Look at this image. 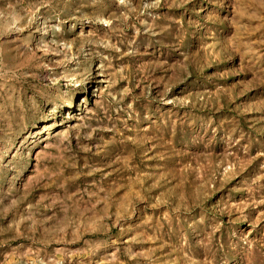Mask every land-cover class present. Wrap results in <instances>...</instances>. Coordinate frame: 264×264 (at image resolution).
<instances>
[{
	"label": "rangeland",
	"instance_id": "rangeland-1",
	"mask_svg": "<svg viewBox=\"0 0 264 264\" xmlns=\"http://www.w3.org/2000/svg\"><path fill=\"white\" fill-rule=\"evenodd\" d=\"M0 264H264V0H0Z\"/></svg>",
	"mask_w": 264,
	"mask_h": 264
}]
</instances>
